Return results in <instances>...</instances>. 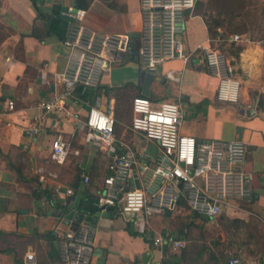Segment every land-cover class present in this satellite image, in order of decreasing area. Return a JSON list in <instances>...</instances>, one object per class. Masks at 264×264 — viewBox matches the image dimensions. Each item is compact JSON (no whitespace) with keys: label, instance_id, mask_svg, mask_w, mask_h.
Instances as JSON below:
<instances>
[{"label":"crops","instance_id":"1","mask_svg":"<svg viewBox=\"0 0 264 264\" xmlns=\"http://www.w3.org/2000/svg\"><path fill=\"white\" fill-rule=\"evenodd\" d=\"M55 7H61L62 17L69 20L65 38L48 32V22L38 18L39 10L51 13ZM67 15L75 16L76 20ZM188 19L193 20L191 32L197 31L196 20L199 19L207 35L206 42L197 43L192 51L200 44H208L210 39L201 16L193 11ZM74 22L102 34L138 33L142 27L140 0H36V3L34 0H0V264H26L29 252L35 253L37 264H64L56 230L65 228L66 214L54 206L49 197L55 202L65 198L68 213L80 211L77 206L87 197V190L97 195L108 174L109 151L88 140L85 121L93 104L75 91L66 101L67 113L41 107L43 101L62 92L55 73L68 67L71 48L64 41ZM256 54L257 62H250V57ZM240 55L243 68L250 73L256 64H262L264 48L246 45ZM159 66L164 84L155 83L156 69L148 97L155 102L180 104L184 114L182 134L193 135L200 141L239 139L248 144L244 169L251 168L257 173L258 187H254L251 201L231 200L223 206L222 224L226 232H222L220 241L235 245L233 249L238 251L242 264H264V92L260 93L264 86H260L261 75L249 74L246 83L250 85L239 87L238 99L223 101L218 97L220 77L209 70L201 50L188 62L174 59ZM234 78L241 85V80ZM134 83L136 86L131 91L143 94L140 78ZM101 85L123 86L111 81V66ZM9 100L15 102L13 110L7 108ZM260 100H263L261 107ZM38 115L42 117L38 124L42 130L36 134L31 129ZM59 134L70 143V152L63 163L51 157L52 141ZM117 136L136 149L146 148L151 158L159 150L158 141L146 138L131 125ZM147 140L154 143L150 151L141 145ZM85 175L90 177L87 183L83 179ZM57 184L64 186L60 194L55 191ZM66 187L72 188L74 193L67 195ZM102 211L98 221L90 223L95 229L92 264H162L166 253L153 243L158 236L165 238L162 226L151 225L153 238H148L134 217L125 218L120 212L118 215L123 216V222L115 226L110 211ZM171 214L168 211L153 216L163 215L159 216L163 222L164 215ZM177 226V223L170 224L168 233H174ZM181 249H171L174 259L181 258ZM195 260L193 254L187 263L194 264Z\"/></svg>","mask_w":264,"mask_h":264},{"label":"built area","instance_id":"2","mask_svg":"<svg viewBox=\"0 0 264 264\" xmlns=\"http://www.w3.org/2000/svg\"><path fill=\"white\" fill-rule=\"evenodd\" d=\"M199 0H140L142 27L138 37L130 33L102 34L74 22L64 43L71 48L65 71L55 73L62 92L43 101L47 111L66 112V101L73 97L77 87H96L114 62H122L139 39L138 61L141 70L156 71L162 63L174 59L188 62L198 50L204 54L209 70L220 77L218 97L223 101H236L240 83L234 67L226 55L212 44H200L189 53L177 35L186 30L187 19ZM232 41L250 40L245 34H234ZM264 41V40H263ZM114 98L96 97L90 107L85 125L88 140L106 147L111 155L108 174L98 193V207L120 206L122 214L140 215L147 221L156 214L172 211L181 196L191 210L214 219L222 213L229 201H251L254 196L253 177L244 169L248 144L239 139L200 141L193 135L181 133L184 114L180 104L172 101L155 102L148 96H136L132 101L133 130L159 143V150L151 158L146 148L136 149L120 139L115 131ZM8 110L15 102H7ZM31 131L38 134L41 116H35ZM117 146L119 147L117 149ZM51 157L63 163L70 143L63 135L52 141ZM192 170V173H191ZM87 183L90 177H83ZM61 184L55 191L60 194ZM67 195L74 190L66 187ZM62 203L68 205L65 198ZM138 222V221H137ZM141 223V222H138ZM58 228L56 236L64 264H92L95 252L92 224L82 221L76 229L73 224ZM166 239L158 236L154 245L163 248ZM173 249L186 246L185 239L171 241ZM230 264H242L235 249L230 251ZM26 264H37L35 253L26 254Z\"/></svg>","mask_w":264,"mask_h":264},{"label":"rangeland","instance_id":"3","mask_svg":"<svg viewBox=\"0 0 264 264\" xmlns=\"http://www.w3.org/2000/svg\"><path fill=\"white\" fill-rule=\"evenodd\" d=\"M201 5L197 6L194 10L195 15L201 16L205 21L208 20L209 23L213 19L221 17L225 20V25L218 28L219 35L210 34V43L214 48L220 49L226 57L230 60L232 66L234 67V77L241 80V89L246 87V81L250 78L249 74L254 72L256 75H261L262 85L264 86V56L262 58V64H256L250 73L246 72V69L242 66V60L240 53L246 45L252 47L262 46L264 48V0H199ZM229 12H234L237 14L233 20L234 24L238 27V30L232 31L230 28L231 15ZM198 26L196 27V32H191L192 29V19H188L187 28L184 32L177 35L178 40L184 45L187 53L190 52L191 48L197 43L206 42V32L202 26L199 19L196 20ZM234 34H245L249 37L248 40H240L238 42L232 41L231 36ZM195 38V39H194ZM241 48V52L239 51ZM258 54L255 57H250V62L256 63ZM262 67V68H261ZM261 68V69H260ZM161 66L157 67V77L155 83L157 85H163L164 78L160 74ZM141 73V63L137 60L131 59L127 63L114 62L111 64V81L115 85L132 86L135 87L136 81L139 80ZM259 80V78H257ZM258 85V87H260ZM254 87V86H253ZM251 88V87H249ZM252 89V88H251ZM263 93L264 88L260 89ZM132 92L125 94L121 91H116L111 93V97L116 99V114L118 116V125L116 127L117 135H121L125 129L129 128L130 125V100ZM221 140V139H220ZM223 140V139H222ZM96 145H99L96 143ZM149 148V151L153 149L154 143L151 141H145L143 144ZM171 215H164L163 222L162 218L159 216H153L148 221L142 218L140 215H136L138 222H141L142 231L148 234V238H153V231L151 230V225L162 226L164 230V236L166 238L174 237V239H185L187 238L186 227L187 222L190 221L191 225L197 226L194 234V242L199 241L206 245H210L220 241L222 232H226L222 224V219L224 214H220L214 220L204 219L199 215H192L190 207L185 204H178L172 211ZM125 218L135 217L132 214H122ZM158 215V214H157ZM184 215V216H183ZM123 216H119L114 212L110 216L112 223L115 226L123 222ZM212 220V221H211ZM177 223L176 231L169 234L170 224ZM147 227V231H145ZM233 250V249H232Z\"/></svg>","mask_w":264,"mask_h":264},{"label":"trees","instance_id":"4","mask_svg":"<svg viewBox=\"0 0 264 264\" xmlns=\"http://www.w3.org/2000/svg\"><path fill=\"white\" fill-rule=\"evenodd\" d=\"M34 1L36 3V0ZM201 4L203 3L198 1L196 4V7ZM110 5L112 7H115L113 3H111ZM228 14L232 16L230 19V22H231L230 29L232 31L238 30V27L233 22L237 14L234 12H229ZM38 18H41L43 20H46V22H48L49 24L48 32H53L54 34H57L62 38L66 37V34L64 35V32L69 23V20L62 17L61 7H55L51 13L49 12L47 13V12H43L39 10ZM205 23L207 25L209 35L210 34L219 35L218 28L225 25V20L222 19L221 17H218V18L213 19L211 23H209L208 20H206ZM239 51L241 52L240 47H239ZM133 88L134 87L132 86L109 87L108 85H101V84H99L96 87H87L84 85H79L76 89V92L77 94H79L80 98L88 101L89 104L92 105L94 104L97 96L102 95L108 98L111 96V93L116 92V91H121V92H124L125 94H129V92H132L131 90ZM136 96H144V95L141 93L136 94L132 92V96L130 100V112H131L130 125L132 124V101H133V98ZM262 101L263 100H260L259 106L263 103ZM115 103H116V99H115ZM115 103H114V111H115V118H116L115 131L117 134L116 127L118 125V116L116 114L117 110H116ZM87 193H88L87 197L82 199L81 203L77 206V209H79L81 212H84L87 215H93L100 210V208L98 207V196L99 195L98 194L94 195L91 192H89V190H87ZM49 198L51 200V203L54 206L62 210V213L64 214L68 213L69 208L66 205H64L61 201L57 200L55 202L51 196ZM180 204H185L186 206H188L185 199L181 200ZM109 211H110V215H112L113 212L118 215L120 213V206L118 205V206L111 207ZM191 213L192 215H199L203 217L204 219H208L196 213L193 210H191ZM186 224H187V227H186L187 244L184 248L181 249V258L179 260H176L173 258V256L170 253L172 249L171 241L175 240L174 237H169V238L165 237L166 241L162 249H164L166 255L164 257L162 264H188L187 263L188 259L193 254L196 255V260L194 264H218L219 262H223L224 264H230L229 262L230 256H231L230 251L233 249V246L235 245L230 244L228 242H221V241L214 243L215 245L213 244L206 245L199 241L194 242L195 238L192 236L194 234L195 229H197V226L196 225L192 226L190 221H188Z\"/></svg>","mask_w":264,"mask_h":264},{"label":"water","instance_id":"5","mask_svg":"<svg viewBox=\"0 0 264 264\" xmlns=\"http://www.w3.org/2000/svg\"><path fill=\"white\" fill-rule=\"evenodd\" d=\"M67 18H69L71 20H76L75 16L70 17L69 15H67ZM131 35L134 37H138V33H131ZM138 48H139V39H136L134 47L130 52V55L129 54L125 55L122 63H127L131 59H134L135 61H137L138 60V56H137ZM155 77H156L155 71L141 70L140 81H141V84L143 85V94L144 95L148 96L150 94V86H151L153 80L155 79ZM247 114L249 115L250 111H247ZM252 114H255V110L252 111ZM246 171L252 173L253 185H254V187H258V183H257L258 182V175H257V173H254L251 168H247ZM191 173H192V170H191ZM182 198H183V196H181L179 202L182 200ZM109 210H110V207H107L105 209L106 212ZM102 212L103 211L100 210L99 212H97L94 215H86L85 213H83L81 211H75L74 210V211H71L70 213L66 214L65 219H64V223L65 224L72 223L73 229H76L82 221H86L89 223H96L98 221V218L101 216Z\"/></svg>","mask_w":264,"mask_h":264}]
</instances>
